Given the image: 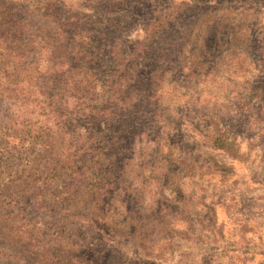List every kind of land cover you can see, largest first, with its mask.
Returning <instances> with one entry per match:
<instances>
[{
  "label": "rangeland",
  "instance_id": "obj_1",
  "mask_svg": "<svg viewBox=\"0 0 264 264\" xmlns=\"http://www.w3.org/2000/svg\"><path fill=\"white\" fill-rule=\"evenodd\" d=\"M14 1L44 47L33 83L0 68L10 180L44 168L14 233L51 264H264V0Z\"/></svg>",
  "mask_w": 264,
  "mask_h": 264
},
{
  "label": "trees",
  "instance_id": "obj_2",
  "mask_svg": "<svg viewBox=\"0 0 264 264\" xmlns=\"http://www.w3.org/2000/svg\"><path fill=\"white\" fill-rule=\"evenodd\" d=\"M11 1V0H10ZM9 0H0V69L4 74H9L11 77H15L19 72L23 73V79H27L30 81V83L34 82L32 78L29 79V76L27 77V74L25 72L31 71L35 69L34 67L36 65V60L34 61L33 58L31 59L30 56L34 55L37 57L38 53L37 50H44V47H34L35 39L31 35H29L28 30V24L25 22V20L19 19L17 17V14L14 13L12 10L10 11L7 8V5H10L11 2ZM16 4H20V2L26 3V6H34V2H38L39 5L41 4L40 8H37V11L42 10L43 12H48L47 3H43L41 0H15ZM33 2V4H32ZM181 2L190 3L191 0H181ZM188 3V4H189ZM38 5V6H39ZM36 8V7H35ZM34 8V10H36ZM14 10V8H13ZM13 30V31H12ZM18 33L27 36L24 40L19 39H4L5 34L7 33ZM36 52V53H35ZM37 54V55H36ZM14 57V58H11ZM31 61V62H30ZM65 62V59H64ZM64 66H67L66 63H63ZM50 68L46 69V71L42 74V76L49 75ZM77 83V82H76ZM74 83V84H76ZM15 138L14 136L9 135H1L0 136V255L5 254L6 252L10 253L11 258L20 259L25 264H32L33 261L37 262V259L39 258L40 262L39 264H46L45 262L50 261L49 259H45L46 257L43 252L40 251H34L32 248L33 243L35 242L36 238H34L33 235L29 237V239H23L24 237H20L18 234L14 233V227L12 226V223L14 222V218L11 219V216L15 214V206L20 204V201L15 202V200L20 199L21 197H18L15 194H11V191L19 186H27L29 184L34 185L35 183H38L40 180H42V175L44 174L42 168L32 169V172L35 174L34 179H32L31 171H26V175H23L20 179L23 178L22 182L19 186L16 184L13 185L14 182H16V179L10 180V178L14 175L19 173L18 168L13 165H15V159H14V152H12V148L9 147L10 141H13ZM32 143H28L30 146H34L36 136H33ZM21 146H23L24 143H21ZM232 145L231 143H222L218 142L216 143V140L213 142V147L218 150H225L226 148L230 147ZM24 150L27 151V148ZM66 160V159H65ZM75 159H70L69 163H66L65 167L62 171H70L74 169ZM28 164V162H27ZM11 165V166H10ZM14 170V172H13ZM57 171V169L55 170ZM13 172V175H12ZM25 172V171H23ZM7 178V182L3 183V180ZM45 202V201H44ZM46 203V202H45ZM51 206V205H50ZM49 208V207H46ZM52 208V207H50ZM68 215H74L72 213H69ZM76 216V215H74ZM10 217V219H9ZM68 216L66 215V218ZM77 217V216H76ZM31 223V221H28L24 224L25 227H28V225ZM37 242V241H36ZM4 250V251H3ZM58 250L55 249L53 251V255L59 254L60 252H57ZM75 253H78L76 250L70 253L68 255L69 257H74L73 255ZM53 257V256H51ZM143 262V261H142ZM64 264H78L74 260V258H69L67 261L64 262ZM80 264V263H79ZM106 264V263H105Z\"/></svg>",
  "mask_w": 264,
  "mask_h": 264
}]
</instances>
